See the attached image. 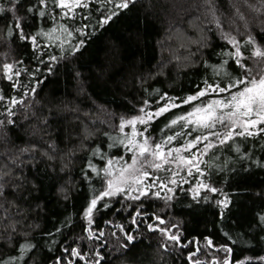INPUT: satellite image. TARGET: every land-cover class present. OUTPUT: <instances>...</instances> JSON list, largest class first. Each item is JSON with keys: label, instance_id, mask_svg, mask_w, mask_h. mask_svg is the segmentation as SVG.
<instances>
[{"label": "snow or ice", "instance_id": "obj_1", "mask_svg": "<svg viewBox=\"0 0 264 264\" xmlns=\"http://www.w3.org/2000/svg\"><path fill=\"white\" fill-rule=\"evenodd\" d=\"M138 3L0 0V82H6L0 87V248L5 250L0 252V264H39L33 258L38 250L51 254L43 264H111L110 252L104 251L109 239L115 238L118 254H127L142 237V227L159 234L161 264L172 253H178L183 264H264V255L233 262L234 246L244 237L256 232V240L264 242L260 235L264 189L255 193L260 204L247 223L249 231L233 234L220 229L227 243H216L213 235L189 238L182 220L165 219L182 194L191 201L190 211L211 205L223 224L238 194L226 190L230 179L253 166L264 169V155L256 156L257 150L264 153L260 143L264 141V0H227L226 7L224 0H203L197 6L205 31L218 35L225 47L213 53L216 64L200 61L214 75L199 79L188 93L154 89L157 98L145 89L146 98L136 114L117 116L116 128L109 131L90 130L79 122L77 110L80 130L70 129L63 137L50 126L52 109L43 119L31 112L24 121L38 120L39 139L34 132L23 147L13 139L24 127L17 126L21 106L25 113L31 107L25 98L38 95L61 64L71 66L80 79L85 65L74 62L81 60L91 38ZM242 8L252 14L251 22ZM256 20L259 31L254 34ZM203 46L211 48V35ZM161 75H165L163 67L155 73ZM161 118L166 122L158 129L160 135L154 136ZM113 150L121 154L113 155ZM45 181L59 185L65 202L84 190L80 186L87 187L85 203L77 213L82 223L79 238L69 241L65 235L74 227L67 218L53 219L51 229L41 230L39 221L49 216L47 205L40 202ZM161 201L164 207L159 212H148L149 205ZM125 211L126 223L101 219L108 212ZM102 224L115 230L107 231ZM37 231L44 244L37 241ZM202 251L211 253L206 261L196 258Z\"/></svg>", "mask_w": 264, "mask_h": 264}, {"label": "trees", "instance_id": "obj_2", "mask_svg": "<svg viewBox=\"0 0 264 264\" xmlns=\"http://www.w3.org/2000/svg\"><path fill=\"white\" fill-rule=\"evenodd\" d=\"M202 2L203 0H139L135 9L123 14L108 26L106 31L101 30L91 38L81 60L74 62L85 65L80 69L83 73L80 79L74 77L71 66L66 68L61 64L55 75L49 76L47 82L38 89V95L34 98H25L26 103L31 107L29 113H25L21 106L20 121L17 126L23 123L24 127L14 133L13 139L22 147L34 138V132L35 139H39L38 120L25 122L24 115L34 112L38 119H43L48 115V109L54 112V116L49 121L50 126L53 131L59 129L61 137L70 129L80 130L77 110L79 122L86 124L90 130H114L118 124L117 116L136 114L139 102L146 98L145 89L148 90V94L157 98L158 93L154 92V89L167 91L172 95H184L192 90L193 84L199 79L213 76V69L208 67L206 71V66L200 61L208 60L210 64H216L217 57L213 53L225 47V42L218 35L205 31V22L200 15L202 9L199 11L197 9ZM226 3L227 0H224L225 7ZM242 11L246 10L242 8ZM246 15L251 22L252 14L246 11ZM2 26L3 20H0V27ZM258 31L259 21L256 20L253 32L255 34ZM240 32L244 33L243 27L240 28ZM209 35H211V48H205L203 45ZM161 67L164 68L165 75L155 76ZM153 76L155 79L151 78ZM23 82L25 84L28 82L26 75L23 77ZM0 87H6V82H0ZM184 110H187V106ZM84 113H88L87 121H84ZM164 122L165 119L161 118L155 125L157 131L153 133L154 136L160 135L158 129ZM113 135H115L114 131ZM61 147L63 148L64 145ZM112 154L121 153L113 150ZM262 155L264 153L260 150L256 151L257 157ZM76 163L79 167L80 161L77 160ZM75 179L79 180V177ZM80 187L84 190L70 196L69 201L65 202L59 192V185L55 181H45L44 191L40 193L42 197L40 202L47 205L49 216L47 218L42 216L39 221L41 230L51 229L53 219L67 218L74 223L71 231L65 232L69 241L82 235L81 218L77 213L85 203L88 189L86 186ZM261 189H264V169L253 166L250 170L241 171L239 175L233 176L229 186H226V190L238 194L233 197L235 203L223 224L216 217L215 209L211 205L190 211L187 205L191 201L182 194H178V200L165 219L182 220L189 238L213 235L216 243H227L220 234V229L223 228L233 234L249 231L247 223L251 219L252 212L258 210L260 204L255 193ZM163 207L162 201L154 202L147 210L149 213L159 212ZM101 219L126 223L128 213L125 211L116 215L114 212H108ZM101 226L107 231L115 230L108 229L106 224ZM141 233L142 237L127 254H118L115 250V238L109 239V248L104 251L110 252L107 259L111 264H161V252L157 247L159 234H149L143 227ZM34 235L37 241L44 244L40 231ZM256 235V232H252L251 237L246 236L236 243L233 262L244 257L264 255V242H258ZM61 239L57 237L58 241ZM200 243L203 244L202 239ZM191 250L190 248L189 251ZM4 251L0 248V252ZM50 255L46 250H38L33 258L39 264H43L44 259ZM210 255V252L202 251L196 258L206 261ZM217 255L222 258L224 254L220 252ZM165 264H183V261L178 253H172L166 256Z\"/></svg>", "mask_w": 264, "mask_h": 264}]
</instances>
